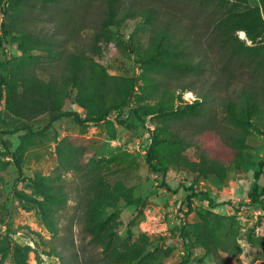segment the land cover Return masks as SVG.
<instances>
[{
    "label": "rangeland",
    "instance_id": "obj_1",
    "mask_svg": "<svg viewBox=\"0 0 264 264\" xmlns=\"http://www.w3.org/2000/svg\"><path fill=\"white\" fill-rule=\"evenodd\" d=\"M19 1L23 15L15 23L7 19L13 34L7 37L5 65L11 70L26 61L44 79L61 71L62 66L50 63L43 44L36 43L37 37L51 39L55 35L59 42L55 48L65 52L88 48L105 9L103 0ZM249 2L260 5V0ZM3 20L5 16L0 15V24ZM137 22L130 20L119 30L113 27L114 33L105 34L110 43L99 57L108 73L136 77L134 97L124 110H114L98 123L81 124L74 117H64L46 129L48 114L35 115L29 106L25 108L23 87H17L22 106L16 103L9 107L6 101L0 104V213L5 220L0 225V250L11 238L30 248L29 264H70L76 261V254H102L101 244L86 235L74 217L82 190L89 179L100 174L113 201L97 215L106 222V238L112 237V244L120 248L125 243L145 245V264H185L181 226L200 222L205 224L202 230L209 249L204 250L191 235L193 256H204L199 264H264V207L250 196L255 184L259 193L264 185V173L258 179L255 176L264 160V113L255 119H246L243 113L240 120H232L224 111L228 94L218 91L215 96L223 99L211 102L212 117L185 115L179 107L197 98L194 92L185 91L183 99L175 100L173 110L141 119L133 108L139 103L157 102L153 85L147 86L145 78L169 79L178 74L163 65L141 66L135 53L123 49L129 44V36L139 40L141 50L147 45L150 29L143 24L135 31ZM14 25L17 30H13ZM236 33L253 44L244 31ZM5 73L10 79L7 70ZM235 98L240 102L238 96ZM72 107L81 111L70 104L67 109ZM163 121L182 131L195 130L194 136H200L201 143L210 147L207 152L211 156L220 151L231 153L230 134L243 128L249 135L242 147V162L239 166L226 165L225 179L214 174L198 177L197 171L188 167L171 169L166 175L154 172L146 154L153 132H163ZM25 124H31L32 130L23 128ZM165 148L172 154L179 149L172 143ZM187 148L186 153L196 158V148ZM191 184L202 193L192 196L189 205ZM57 189L66 193L63 199ZM258 198L263 200L264 195ZM47 220L57 233L52 232ZM15 243L0 253V264H16Z\"/></svg>",
    "mask_w": 264,
    "mask_h": 264
},
{
    "label": "trees",
    "instance_id": "obj_2",
    "mask_svg": "<svg viewBox=\"0 0 264 264\" xmlns=\"http://www.w3.org/2000/svg\"><path fill=\"white\" fill-rule=\"evenodd\" d=\"M18 2L0 0V15L5 16L0 24V104L6 101L9 107H14L16 103L22 106L18 102L22 96L18 97L17 87H23L26 92L25 108L29 106L35 115L48 114L46 129L64 117H74L81 124L98 123L106 120L112 111H122L128 107L136 90V77L108 73L99 57L110 43L105 34L114 33L113 27L119 30L123 23L130 20H138L135 31L146 24L150 35L142 50L139 40L134 36H129V44L123 49L135 53L141 66L163 65L170 72L178 74L169 79L145 78L147 86L153 85L157 102L155 105L139 103L133 108L141 119L155 112L164 115L166 111L173 110L175 100L183 99L185 91H192L197 97L192 104L179 107L185 115L212 117L214 107L211 102L223 99L219 95L215 96L218 91L228 94L224 111L232 120H240L243 113L246 119H255L264 113V0H260V5L256 6L250 4L249 0H103L104 13L88 48L65 52L55 48L59 46L55 35L50 36L51 39L36 36V43L43 44L41 47L48 52L50 63L58 62L62 66L61 71L52 73L49 79L40 77L26 61L11 70L5 65L3 53L7 37L13 34L7 28V19L15 23L23 15ZM13 30H17L16 25ZM239 30L244 31L253 44H247L239 38L236 33ZM25 36L33 37L30 34ZM5 70L11 76L10 79ZM235 96L241 99L240 102ZM69 104L80 107L81 111L73 107L67 109ZM163 123V132H153V141L146 154L147 162L154 172L163 171L166 175L171 169L188 167L197 171L198 177L214 174L225 179L226 165L239 166L242 162V147L249 135L243 128L232 130L230 134L231 153L229 150L220 151L211 156L207 152L210 147L201 143L200 136H194L192 131L195 130L187 128L182 131L172 127L169 121ZM23 128L32 130V125L25 124ZM168 143L177 145L179 149L173 154L169 153L165 148ZM192 146L196 148L193 153L196 158L186 153L187 147ZM260 166V171L255 173L256 179L264 173V160ZM89 181L80 194L74 217L82 225L84 233L101 244L103 252L90 256L76 254V261L70 264L147 263L145 245L125 243L120 248L112 244V237L106 238L109 235L103 230L106 222L104 224L97 215L100 208L106 210L111 206V192L106 189L100 174ZM189 186L192 191L188 197L190 205L192 196L202 192L199 193L193 184ZM258 186H253L250 196L264 207V199L258 200L259 195H264V185L260 193ZM56 191L61 199L65 197V192ZM4 221L0 213V225ZM47 222L52 232L57 233L58 230ZM204 226L202 222L190 227L185 224L181 226V237L185 239L184 250L187 253L185 264L204 261V256H193L194 242L191 241L193 234L204 250L208 251L202 230ZM11 242L15 243L8 238L0 253L9 249ZM14 245L16 264H29L30 248L19 243ZM234 245L241 250L237 242ZM149 255L151 260L154 259V254Z\"/></svg>",
    "mask_w": 264,
    "mask_h": 264
},
{
    "label": "bare ground",
    "instance_id": "obj_3",
    "mask_svg": "<svg viewBox=\"0 0 264 264\" xmlns=\"http://www.w3.org/2000/svg\"><path fill=\"white\" fill-rule=\"evenodd\" d=\"M246 39V38H245Z\"/></svg>",
    "mask_w": 264,
    "mask_h": 264
}]
</instances>
